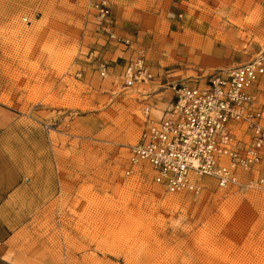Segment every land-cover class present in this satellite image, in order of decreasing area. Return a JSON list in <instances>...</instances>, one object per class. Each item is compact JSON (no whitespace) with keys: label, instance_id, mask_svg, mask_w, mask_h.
Listing matches in <instances>:
<instances>
[{"label":"rangeland","instance_id":"obj_1","mask_svg":"<svg viewBox=\"0 0 264 264\" xmlns=\"http://www.w3.org/2000/svg\"><path fill=\"white\" fill-rule=\"evenodd\" d=\"M109 2L141 13L146 46L111 41L94 0H0V140L26 172L0 223L1 236L15 229L0 237V264H264V188L209 179L200 194L171 193L149 168L124 172L145 103L161 109L170 81L219 67L200 50L225 66L264 50V0ZM176 28L192 50L172 48ZM120 45L125 63L112 56ZM143 47L154 78L126 87L123 68Z\"/></svg>","mask_w":264,"mask_h":264},{"label":"built area","instance_id":"obj_2","mask_svg":"<svg viewBox=\"0 0 264 264\" xmlns=\"http://www.w3.org/2000/svg\"><path fill=\"white\" fill-rule=\"evenodd\" d=\"M99 27L109 39L133 48L138 38L113 29L109 0H94ZM93 53V52H92ZM107 75V63L98 59ZM126 87L152 80L142 48L122 72ZM264 50L248 61L216 68L204 81H170L173 95L158 109L143 107L144 126L130 146L125 174L149 168L154 182L171 193L200 194L206 180L220 188H264Z\"/></svg>","mask_w":264,"mask_h":264},{"label":"crops","instance_id":"obj_3","mask_svg":"<svg viewBox=\"0 0 264 264\" xmlns=\"http://www.w3.org/2000/svg\"><path fill=\"white\" fill-rule=\"evenodd\" d=\"M128 13H130L129 8L126 9L125 7L115 6L114 9H112V15L114 16L115 19V21L113 20L114 30L118 32V28L119 29L121 28L122 31V32L120 31L121 33H127L124 36H129L130 33H128V30H138L139 32H137V34L139 37H136L138 38V43L140 46H146V43L142 41L140 42L139 39L141 38L140 33L143 30V28L148 26L147 23L142 21L141 13H139V11H135L134 9L130 15V18H128L127 15ZM173 30L176 32V34L175 36L172 37L170 41V43L172 44V48L175 46L174 48L175 49L177 48L178 50L179 47L182 49L187 48L188 50H192L193 47L191 45L193 44L190 43L191 42L190 36L187 35L184 31L179 32L177 28ZM167 42L168 39H166L164 44H168ZM147 44H151V43L147 42ZM130 53L131 51L129 49L124 50L122 45L114 47L112 50V56L115 59H118V61L123 63H125V61L126 62L128 61V57ZM133 53L135 54V51H133ZM199 53L201 54L202 57L207 58L206 66L214 65L217 67L218 66L223 67L227 64H230V61H228L227 59L218 58V54L217 51L215 52V49L213 50V52L211 51L202 52V50H200ZM2 112H3V108L0 105V113ZM25 182H26V172L21 167V165L18 162H16L15 158L5 148V146L2 144L0 140V223L6 224L8 222H11V219L8 218V216H11L12 214L11 212L12 210L10 209L12 207V202H11L12 197L17 193V191L23 189ZM5 228L8 231V233L3 234V236L0 235V237L1 238L11 237L12 233H14L15 230L14 227L10 225H6Z\"/></svg>","mask_w":264,"mask_h":264},{"label":"bare ground","instance_id":"obj_4","mask_svg":"<svg viewBox=\"0 0 264 264\" xmlns=\"http://www.w3.org/2000/svg\"><path fill=\"white\" fill-rule=\"evenodd\" d=\"M126 66V65H125ZM148 81H150V80H148ZM148 81H146V82H148ZM146 82H143V83H146Z\"/></svg>","mask_w":264,"mask_h":264}]
</instances>
